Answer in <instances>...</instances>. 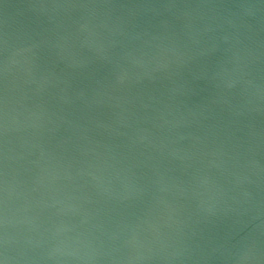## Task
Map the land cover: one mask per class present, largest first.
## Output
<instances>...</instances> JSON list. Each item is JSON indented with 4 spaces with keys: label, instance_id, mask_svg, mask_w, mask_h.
<instances>
[{
    "label": "water",
    "instance_id": "water-1",
    "mask_svg": "<svg viewBox=\"0 0 264 264\" xmlns=\"http://www.w3.org/2000/svg\"><path fill=\"white\" fill-rule=\"evenodd\" d=\"M0 264H264V0H0Z\"/></svg>",
    "mask_w": 264,
    "mask_h": 264
}]
</instances>
